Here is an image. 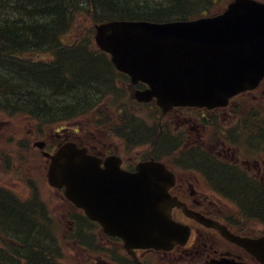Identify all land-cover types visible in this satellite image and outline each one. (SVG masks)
<instances>
[{
    "label": "flooded vegetation",
    "instance_id": "flooded-vegetation-1",
    "mask_svg": "<svg viewBox=\"0 0 264 264\" xmlns=\"http://www.w3.org/2000/svg\"><path fill=\"white\" fill-rule=\"evenodd\" d=\"M122 77L119 81L125 87L123 98L130 97L132 105L110 112L108 127L99 123L97 133L90 131V138H94V141L85 138L86 134L67 127H61L62 131L58 129L57 133L51 128L52 136L38 140L45 143L43 150L52 153L59 144L73 139L97 154L102 159L103 167L107 157L118 156L121 168L127 172L134 171L141 161L151 158L165 162L176 173L170 192L185 205L176 206L173 217L189 226L190 235L185 245L170 250L136 249L137 261L128 254L121 239L98 230L103 254L92 257L87 247L72 244L78 249L74 251H77L82 263L225 264L221 261L225 258L234 263L242 261L251 264L248 253L222 236L217 227L209 226L206 222L212 220L224 224L233 234H249L238 222L236 207L223 201L220 193L229 188L244 187L264 192V82L263 88L258 91L244 92L232 98L226 108L183 106L164 111L155 100H136V89L144 90L147 86L143 83L133 85L125 74ZM243 94L252 97L248 101L241 97ZM43 150L40 149V153ZM42 160L39 164L47 169L49 158L43 157ZM221 171L228 173L233 183L221 178ZM235 182L238 184L235 185ZM55 191L60 197L63 196L59 190ZM28 206L33 215L37 212L36 223L43 221L40 220L43 216L50 219L54 215L45 201L35 199ZM80 217H84L83 214L73 213L62 220L73 222ZM91 228L96 231V228ZM68 231L75 235L76 230L71 228L60 236L67 237ZM62 238L61 243L65 245L66 240ZM68 254L69 250L63 254L67 260L70 258Z\"/></svg>",
    "mask_w": 264,
    "mask_h": 264
},
{
    "label": "trees",
    "instance_id": "trees-1",
    "mask_svg": "<svg viewBox=\"0 0 264 264\" xmlns=\"http://www.w3.org/2000/svg\"><path fill=\"white\" fill-rule=\"evenodd\" d=\"M216 1L0 0V7L8 6L14 23L25 19L26 28L10 38L8 33L11 28L0 22V62L10 61L28 71V74L22 71L18 75V69H10V89L0 99V111L17 109L21 115L37 111L41 117L49 113L57 119L85 111L106 86L102 82L103 74L107 72L113 76L111 63L103 53H98L95 46L92 36L94 23L122 18L151 21L190 18L214 9ZM81 25L84 31L75 37L73 32L79 31ZM68 33L70 35L64 38ZM34 89L46 97L39 99L38 95H31ZM45 99L48 101L46 104L43 102ZM219 176L233 183L228 173L221 171ZM235 191L246 198L253 211L264 214L263 192L253 187ZM32 214L30 206L24 207L20 201L11 202L7 196L0 194V220L5 221L1 230L14 232L19 236L17 243L27 246L23 249L17 247L14 256L8 257V260L0 257V264H17L20 259L25 260L24 250H30L31 264H58L50 255L53 247L45 245L49 237L43 231V221H39L38 227ZM40 220H45V217ZM36 233L38 237L34 236Z\"/></svg>",
    "mask_w": 264,
    "mask_h": 264
},
{
    "label": "water",
    "instance_id": "water-1",
    "mask_svg": "<svg viewBox=\"0 0 264 264\" xmlns=\"http://www.w3.org/2000/svg\"><path fill=\"white\" fill-rule=\"evenodd\" d=\"M246 1L263 9L260 15L244 10L241 18L246 22L258 20L256 29L264 41V5ZM227 29L228 26L219 18L164 25L111 21L100 24L96 36L98 44L113 54L112 59L118 69L129 72L134 80L149 81L155 88V94L160 96L159 103L169 108L173 103L227 101L233 93L258 82L264 72V57L258 63L224 67L212 64L199 51L195 31L199 32L200 47L204 50L218 41L227 47ZM250 33L251 30L246 33V44L251 41ZM230 59L233 58L228 55L225 62L228 64ZM53 159L51 182L58 187L65 186L70 199L85 208L93 219L100 221L107 232L110 230L123 236L128 247L166 248L182 239L183 228L170 217L174 201L167 193L161 194L159 185L155 186L157 193L147 204H143L141 199V206L136 207L129 201L120 200L117 206L118 200L110 199L108 210L104 208L102 197L94 199L95 193L90 192L85 183L87 161L91 163L85 150L74 145L63 146ZM238 241L264 262V237L238 238Z\"/></svg>",
    "mask_w": 264,
    "mask_h": 264
},
{
    "label": "rangeland",
    "instance_id": "rangeland-1",
    "mask_svg": "<svg viewBox=\"0 0 264 264\" xmlns=\"http://www.w3.org/2000/svg\"><path fill=\"white\" fill-rule=\"evenodd\" d=\"M82 29H83V25H81L79 27V31L80 32L77 31V30H75L73 32V35L75 37H77V35L81 34L84 31ZM94 70L96 71L97 69H94ZM95 71H93V72L95 73ZM92 75H94V74H92ZM16 119L18 120V116L16 117ZM7 123H9V122H7ZM69 124H75L76 125L77 124V121H71V122H69ZM3 127H7L8 128L9 125H0V132L3 130ZM8 131H9V129H8ZM9 132L11 133V130ZM47 135L50 136V133L47 132ZM0 160H1V157H0ZM39 161H40V163H42V161H43L42 158H40L38 160V162L36 164V167H37ZM41 169L42 170L38 171L39 173H37V175H36V177H37V181H36V184H35L36 194L42 200H44L46 202V204L47 203L49 204L50 210L54 213L53 216L57 220V225H61L58 228V232H57V234H59L60 232L63 231V229L66 228L65 224H63V222H61V220L64 218V215L67 213V210H65V209H68V207H67L68 205H67L66 201L64 199H62L58 195V192L57 191H54L52 188H50V185H49L47 179L44 178V176H46L45 175L46 174V170L43 169L42 166H41ZM0 170H1V168H0ZM28 175L29 174H27V173L23 174V177L19 181H17L15 179L11 178V176L9 174H6V173H3L2 174L0 172V184H4L6 186L9 185L11 187V189H12V194L13 195H16L18 197H23L26 194H28L27 179L30 178ZM229 190L231 192L236 193V195L240 196L241 197L240 199L243 202L247 201V200H245L246 198H243V195L240 194V192L235 191V189L231 190V188H229ZM229 190H226V191H229ZM54 209H56L55 212L53 211ZM0 221L3 224L5 223V221L2 220V219ZM29 221L31 222L30 219H29ZM19 233H21V232H19ZM36 235H37V233L34 234L35 237H36ZM37 237H38V235H37ZM66 243H70V242H66ZM61 244L62 243L60 242V245ZM66 249H67V251L68 250L70 251V254H68V256H70V258L68 260L63 259L64 263H66V264H82V260L80 259V256L77 255V251H73L74 249H72L70 246H67V245H66Z\"/></svg>",
    "mask_w": 264,
    "mask_h": 264
},
{
    "label": "bare ground",
    "instance_id": "bare-ground-1",
    "mask_svg": "<svg viewBox=\"0 0 264 264\" xmlns=\"http://www.w3.org/2000/svg\"><path fill=\"white\" fill-rule=\"evenodd\" d=\"M90 19L92 20V17ZM110 20H103V21H99V22H108ZM0 22L1 23L4 22L6 27L11 28V31L8 33V36L10 38L13 36V34L15 32L17 33L20 30L26 29L25 28V19L20 20L17 24L14 23L11 15H10V10L8 9L7 5H4V6L0 7ZM21 35H23V34H21ZM69 35H70V33L65 34L64 38H67ZM10 69H18V71L16 72V74H18V75H21L22 71L23 72L26 71L27 74H28V71L25 70L23 67L19 68L17 66H14L13 64L10 63V61L9 62L6 61V60L1 61L0 62V89H1V91H0V99L5 97L7 95V93L9 92V89H10V81H9L10 80V75H9V71H10ZM40 93L41 92L36 91V89H34V91L31 93V95L35 94L36 96L37 95L39 96V99H43L44 96L41 95ZM43 102L45 103V102H48V101H47V99H45V100H43ZM32 260L33 259L29 257V259L27 260L26 263L19 262L17 264H31Z\"/></svg>",
    "mask_w": 264,
    "mask_h": 264
}]
</instances>
